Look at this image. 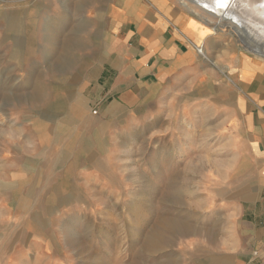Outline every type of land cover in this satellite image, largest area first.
I'll return each mask as SVG.
<instances>
[{
	"label": "crops",
	"instance_id": "0c3cea01",
	"mask_svg": "<svg viewBox=\"0 0 264 264\" xmlns=\"http://www.w3.org/2000/svg\"><path fill=\"white\" fill-rule=\"evenodd\" d=\"M107 8L44 22L32 43L60 44L53 55L0 59V231L78 230L83 205L123 204L125 264H264V61L214 66L232 77L219 85L202 58L214 35L185 7Z\"/></svg>",
	"mask_w": 264,
	"mask_h": 264
},
{
	"label": "rangeland",
	"instance_id": "374dc122",
	"mask_svg": "<svg viewBox=\"0 0 264 264\" xmlns=\"http://www.w3.org/2000/svg\"><path fill=\"white\" fill-rule=\"evenodd\" d=\"M141 1L146 3L149 0ZM168 1L185 7L196 19H200L211 29L214 35L211 48L205 55H202L204 46H198L197 51L204 60H211L213 63V65L211 63L208 65L217 74L219 85L232 81L230 74L222 75L219 69L223 68L224 70L226 69L224 66L227 65L232 67L238 58L264 61V58L259 57V52L256 51L264 48V39L259 41V39H255L252 32L245 33L242 30H240L239 36L233 37L228 33L227 27L218 29L215 23L207 21L203 12L185 6L184 0ZM112 3L113 0H0V59L11 57L13 51L19 52L20 58L35 55L43 57L48 52L53 55L58 52L60 44L32 43L34 42L32 36L35 35V31L42 29L44 22L50 20L54 24L62 25L69 22L91 21L108 9L107 7H110ZM252 38L258 41L259 46L248 42ZM11 42H14V45ZM18 47L20 49H17ZM44 47L52 48V50L45 51ZM1 95L2 93H0ZM2 96H6V94L4 93ZM1 101L0 97V103ZM97 112V108L93 109L94 114ZM199 113L201 114V121H199L201 124L198 123V126L207 127V123H202L204 118H202L201 111ZM199 113L197 111V116ZM217 113L218 109L212 108V118ZM212 121L210 125L212 146H217L221 140L217 138L218 133L226 128V123H222L219 116H216ZM117 169L120 170L121 173H118L121 176L124 175L123 164L119 162ZM83 206V209H88L85 211L88 213V217L84 219V225L78 230L69 224L64 225L65 228L62 227V220L54 221L57 222V225L53 222L50 225L48 221L38 220L42 225L41 228H38L45 235L34 238L30 234L27 236L28 230L25 229L26 227L24 228L22 222L19 228L14 226L11 229L5 225L0 231V264H125V260L129 262L131 259L129 257L131 254L128 253L130 237L124 236V233L129 231L124 229L126 222L122 216L124 215L122 211L124 205L100 204L93 210L88 207L90 205ZM156 206L154 203H150L147 207L149 216L152 215L151 220H148L149 224H153ZM136 227L139 228V225ZM50 232H58V234L50 235ZM139 243L133 244L135 247L133 246L132 255L138 252ZM12 246L13 249H11ZM254 255L258 256L259 253L254 252Z\"/></svg>",
	"mask_w": 264,
	"mask_h": 264
},
{
	"label": "bare ground",
	"instance_id": "6f19581e",
	"mask_svg": "<svg viewBox=\"0 0 264 264\" xmlns=\"http://www.w3.org/2000/svg\"><path fill=\"white\" fill-rule=\"evenodd\" d=\"M183 3L203 12L207 21L215 23L218 29L227 27L233 37L239 36L242 30L252 32L259 41L264 39V0H184ZM255 39L248 42L258 45ZM256 51L264 58V48Z\"/></svg>",
	"mask_w": 264,
	"mask_h": 264
}]
</instances>
